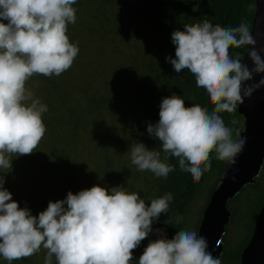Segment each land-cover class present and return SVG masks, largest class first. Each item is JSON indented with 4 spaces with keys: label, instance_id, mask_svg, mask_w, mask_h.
Masks as SVG:
<instances>
[{
    "label": "rangeland",
    "instance_id": "rangeland-1",
    "mask_svg": "<svg viewBox=\"0 0 264 264\" xmlns=\"http://www.w3.org/2000/svg\"><path fill=\"white\" fill-rule=\"evenodd\" d=\"M126 12L122 0H0L1 253L22 251L28 264H166L144 220L152 209L139 210L164 163L131 137L133 93L163 43ZM215 180L178 243L188 264ZM245 228L227 223L230 248Z\"/></svg>",
    "mask_w": 264,
    "mask_h": 264
},
{
    "label": "trees",
    "instance_id": "trees-1",
    "mask_svg": "<svg viewBox=\"0 0 264 264\" xmlns=\"http://www.w3.org/2000/svg\"><path fill=\"white\" fill-rule=\"evenodd\" d=\"M122 3L126 15H137L141 21L157 27L156 33L163 43H154L156 51L146 66L147 74L138 79L141 90L133 93L141 118L131 137L164 163L139 210L150 205L152 213L144 220L160 232L166 264H188L178 243L191 206L216 174L206 207L237 138V90L255 0ZM262 167L264 171V163ZM263 171L260 175L264 179ZM259 176L227 204L228 210L235 204V209L229 210V222L238 219L246 227L240 243L230 248L226 225L221 259L230 264H241V254L250 241L264 201V183L258 181ZM92 228L87 223L89 240H100ZM196 234L197 231L195 240ZM0 264H28V257L22 251L16 255L0 252Z\"/></svg>",
    "mask_w": 264,
    "mask_h": 264
},
{
    "label": "water",
    "instance_id": "water-1",
    "mask_svg": "<svg viewBox=\"0 0 264 264\" xmlns=\"http://www.w3.org/2000/svg\"><path fill=\"white\" fill-rule=\"evenodd\" d=\"M238 133L197 229L193 264H215L230 221L227 204L254 184L264 163V0L255 13L237 90ZM241 264H264V201Z\"/></svg>",
    "mask_w": 264,
    "mask_h": 264
},
{
    "label": "flooded vegetation",
    "instance_id": "flooded-vegetation-1",
    "mask_svg": "<svg viewBox=\"0 0 264 264\" xmlns=\"http://www.w3.org/2000/svg\"><path fill=\"white\" fill-rule=\"evenodd\" d=\"M222 244H223V243H222ZM223 247H224V245H223ZM222 253H223V251H222ZM241 255H242V254H241ZM221 258H222V254H221V256H220V260H219V261L217 260V261L215 262V264H219V263H221V262L224 263V264H230V263H228L227 261H223ZM240 263H241V261H240Z\"/></svg>",
    "mask_w": 264,
    "mask_h": 264
}]
</instances>
